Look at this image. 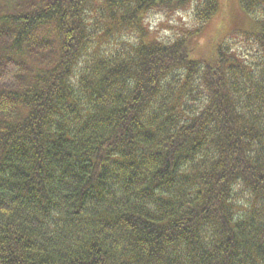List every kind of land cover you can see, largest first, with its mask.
I'll list each match as a JSON object with an SVG mask.
<instances>
[{
	"label": "trees",
	"instance_id": "16d2710c",
	"mask_svg": "<svg viewBox=\"0 0 264 264\" xmlns=\"http://www.w3.org/2000/svg\"><path fill=\"white\" fill-rule=\"evenodd\" d=\"M223 4L0 0V264H264V0Z\"/></svg>",
	"mask_w": 264,
	"mask_h": 264
},
{
	"label": "rangeland",
	"instance_id": "374dc122",
	"mask_svg": "<svg viewBox=\"0 0 264 264\" xmlns=\"http://www.w3.org/2000/svg\"><path fill=\"white\" fill-rule=\"evenodd\" d=\"M225 6L226 0H223ZM227 8V7H226ZM225 8V9H226ZM233 13H236V17H240L238 10L234 8ZM229 10L227 9L222 12V14H218L216 18H214L209 27L206 30L207 37L212 29V43L214 42V37L217 33V36H220L221 30L227 28L229 23L221 24V22L226 21L229 17ZM146 25L149 27V30L153 36L160 38L161 40H172L175 39L178 35L182 34L186 25H190L193 23V13L191 9L178 10V11H152L148 14L146 21ZM230 36V35H229ZM228 37V36H227ZM218 39H222L221 37H217ZM239 42V41H238ZM114 45V44H113ZM113 45L109 46L105 50H109Z\"/></svg>",
	"mask_w": 264,
	"mask_h": 264
}]
</instances>
